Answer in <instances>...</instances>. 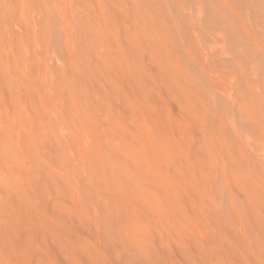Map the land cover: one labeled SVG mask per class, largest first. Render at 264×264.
I'll use <instances>...</instances> for the list:
<instances>
[{"label": "rangeland", "instance_id": "1", "mask_svg": "<svg viewBox=\"0 0 264 264\" xmlns=\"http://www.w3.org/2000/svg\"><path fill=\"white\" fill-rule=\"evenodd\" d=\"M65 1L64 0H28V3L27 1L25 4L22 3L24 5L23 6L21 4V0H3L5 5H7L6 6L7 12H5L6 11L5 10L3 14L4 19L0 9V54L1 52L5 54L4 55L5 58L7 59V61L10 62L7 63L10 66V68H12L13 71L15 70L14 67L16 66L17 70L18 71L20 70L19 73H22L20 74L18 83L15 81V79H13L14 77L12 72H9V78L7 77L6 74V77L8 80L10 79V82L7 81L6 82L7 84L5 83L6 85H2L0 87V107L2 109L7 108L8 110H11L13 109V106L15 104L14 102L22 100V103L30 111L29 114H31V119L29 120L30 122L27 123V124H31V126H27V127L24 126V128L23 126H17L15 129L16 132L14 130V134L11 133V140L14 138V141L12 140L13 142H11L12 145L11 149L12 151L14 150L13 151L14 153L11 151L10 154L11 156L8 154L6 155L5 159L7 158V161H9L8 165H12V167L15 166L16 170H14L12 174L10 170L8 171L9 175L11 176L13 175L12 177L11 176L8 177L7 173L5 175H7L8 179L10 180L11 179L13 180L16 176L21 175L22 177L21 179L24 178L23 182L24 180H26L24 182L26 187L24 189L26 191H29V193H32L31 196L35 195L36 197L34 198L38 197L37 199H35V201L39 203V205L43 204L44 200H46V202L50 200L51 203L55 199L54 202L57 203V209L55 211L56 218L52 219V221L51 219L50 220L45 219L39 212L35 213V211H31L30 214L31 218L29 217V220H27L24 217L20 225L15 224L17 222V218H12L10 220L5 216L6 219L4 218L2 220V224L4 222L5 229H7L6 231L10 235L9 237H13L12 234H15V232L18 231V235L15 236H18L19 239L12 240L15 241L13 243L14 248L13 245H11L12 243H10V240L12 238L9 239V242L8 239H6L5 247L7 248L10 247L9 249L12 248V252L13 251L14 252L11 254V251L8 252L9 249L5 247L4 249L1 248L4 251V254L7 252L6 254L8 257L5 256L4 254H2V256L0 255V264H264V251H262L263 250L262 247H264V231L262 230L261 227H258L260 225L255 221L254 219L255 216H253L254 213L251 207L250 206L247 207L248 204L243 203L246 200L245 197L243 196L244 195L243 191L239 188V186H236L233 183H227L225 185V182L221 176L220 177L218 176L216 185H218L217 190L221 189L225 191L224 197H221L224 193L217 194L216 192L215 194H212L211 198H208L205 194L206 196L205 198L204 194L201 191L199 193L198 192L196 193V191H194L195 196H191L192 197L191 199L197 196L196 197L197 203L194 201L195 205L191 206V204L189 205V203L187 204L186 202L187 206L185 208V211L187 210L186 211L187 213H184L185 211L183 212L184 209L182 207H181L182 208L181 212H178L177 216L174 213L175 217L176 218L178 217L175 223V225L177 226V228H175L176 230L172 229L171 231L169 229L170 232L168 230L166 232L164 230L152 229L150 232L151 234L149 233L148 242H146V245L148 247L145 246V243L143 242L142 245L144 246L141 245V248L131 243L127 236L128 231L126 227L129 225L128 220L130 221L131 217L134 218V216L131 215L130 219L126 218L125 216L120 217L116 213L117 207L115 208V204H116V202H114L116 201L115 198H119L121 197V195L123 196L122 190L117 188L115 184H113L114 182L111 180L108 172H105L103 173L102 176H99V178L103 177V180L100 179L99 181L97 180L93 181L92 185L90 183L92 181L88 180L89 174L91 172L95 173L99 169L95 165L91 167L92 164H90L91 166L87 168L89 162L92 163L91 160H93V157L91 159L89 155H91L93 151L95 153V148L93 147L94 145L93 132L91 131L89 134V130H86L85 127L81 126L82 120L81 119L79 120L80 117L78 116V114L81 113V111L82 112L85 110L88 112L90 111L89 115L91 116L90 118L93 119L94 123L93 121H91L89 125L91 124L92 129L96 127L99 128V130L97 128V132L98 134H100L103 142L105 140L106 135L108 136L109 134L110 136V126L107 115L108 104H111L112 107L114 106L113 110L115 109L117 112H119L118 114H121L120 116L125 120L124 124L129 126L127 127L125 125V127H127L128 130L130 129L129 132H133L135 130L138 131L140 136L139 135L137 137L135 136V141H134V143L137 145L140 144V142L141 143L145 142V137L143 138L142 135L145 136L147 134L149 127L155 133L154 135H157L158 138L161 139L163 142L165 141V138L168 139L166 140V142L168 141L171 142L172 144L174 143L173 139H176L177 143L179 141L182 142L183 138L187 140L190 139L195 149H198L199 144L203 139L201 137L206 136L205 139L208 138V133L210 134L211 137H215V135H218L219 138L222 137L224 139L225 137L226 140L228 141L236 139L237 135H239L238 138L241 139L244 148L251 156L253 162L256 163L255 168L257 172L261 174V177L264 182V132H263L264 123L260 124L264 120V114H263L264 113V107H263L264 106V101H263L264 100V74H263L264 53H262V51H260L259 48L260 46L264 45V0H245V1L243 0L241 1L240 0H220V1L219 0H158L157 1L156 0L157 2L155 0H138V1L136 0L137 5L141 4L138 6V8H141L142 13L145 12V14H143L145 16V19L146 20L151 19V22H153V25L158 29V31L160 30V32H163L164 30L165 34L163 33V35L167 36V39L168 37H171V39L169 38L170 39L169 43L172 42V45L177 49L176 53L179 56V61H181L179 63L182 64V69L183 71H185L184 74L187 75L189 73L190 76L189 75L188 76L190 77V79L189 77L188 79L195 86L197 84L196 89L199 87V92H201L202 95L203 94L205 95V97L204 95L203 97L205 99V102H207L206 104L207 106L205 107L203 112L197 116V118H191V121H189L188 125L186 124L187 120H185L187 119V116L181 112L182 109L180 107L181 104L178 96L176 98V94L174 95L173 93H171L166 87H162L160 93L156 91L153 92L154 90L150 91L151 87L148 85L149 83L148 79L144 74L143 77L142 75L143 72L139 70L138 63L136 62V60H134V58L132 59L133 62L131 60L128 61L129 66H127L128 68L126 69L128 74L124 75L125 76L124 79L122 76L121 79L123 82L122 87L124 89L122 87L117 89L113 86V84L108 79V76L106 75L105 71L99 67L100 62L98 57L91 55V60L93 61L94 66L90 67L89 69V63L92 65V61L88 62L89 59H87V50L84 48L82 44H80L81 43L80 31H79L80 28L77 26L76 21H74L72 17V12L75 13L76 10L75 11L73 9L71 10V8L68 6L67 9L63 8ZM152 1L154 4L152 3ZM127 2L129 4V7H132L133 0L131 1L127 0ZM237 7L238 9H236ZM21 8L24 9L23 12ZM64 9L66 11H64ZM10 10L12 14L10 13ZM153 11L155 12L154 15L152 13ZM63 12L65 13L66 16L63 14ZM9 13L11 15H9ZM74 13L73 15L76 16V13L75 14ZM65 17L67 18L68 21L65 19ZM234 22L237 23L234 24ZM250 22L252 23V26ZM65 25L67 26V28ZM243 27H246L244 28L245 31H243L244 30ZM240 28L241 30H239ZM246 29L249 30L250 34L246 33L247 34L246 35L245 33H243L246 32ZM166 31L169 33H167ZM255 32L256 35L254 36L253 34ZM243 34L246 35V37L247 36H249V38L251 37L252 40L251 39L248 40V37L246 39ZM146 36L148 37L147 42L151 44V40H149V36L148 35ZM186 38H189L188 41ZM13 40H15L16 42ZM21 40L23 42H21ZM10 42H12L11 45L16 49L15 48L13 49V47L10 45ZM187 42H190L189 49L191 53L192 51H194L195 53H197L198 51L197 56L199 54H200L199 56L202 55L201 58L199 56L198 57L200 58V60L203 58L201 60L202 62L203 61L206 62L204 63V65L200 63V65L198 66L197 63H195V61H193L189 57V54H187L188 52L184 49V47L188 46ZM126 43L127 42L125 41V44ZM184 44L186 46H184ZM194 44H195V49H193ZM20 45L23 46L20 47ZM26 45L29 47H27ZM180 45H182L183 47ZM257 48H259V50ZM26 49L27 50L30 49V50L27 52ZM21 50H24V52ZM224 52H226L227 55ZM11 53L13 55H11ZM14 53L15 54L17 53L16 56L18 57H15ZM25 53L27 54V57H25L26 56ZM81 53L83 54V58ZM7 54L9 55V57ZM22 54H24V56ZM231 55L233 56V58ZM261 55L262 57L260 58ZM149 57L150 54L147 55L146 52L140 56V59H142L141 64H143L141 68L145 72H147L148 70L149 72H154L155 69L157 70V65L153 60L151 62V57L150 59ZM29 59L32 61V62L30 61L31 64L30 62H28ZM79 59L82 64L85 63V66L84 64L83 65L80 64ZM84 59H86L87 61H85ZM212 59L214 60L213 63H212ZM20 60L23 64H21ZM209 61L211 62V64ZM27 62L28 64H25ZM153 63L155 64V66ZM245 63L247 66L245 65ZM24 64L27 66L25 67ZM76 65L77 67H75ZM251 65H254L253 66L254 68ZM22 66H24L25 68ZM28 66H30V68ZM96 66L99 67V70L98 67L97 69H95ZM1 68L2 66L0 64V72L2 71ZM23 69L25 71L27 70V72L24 71L25 77H24ZM30 69L32 71H30ZM43 69L45 71H43ZM86 69H88L89 72ZM80 70L81 72L82 70H84V72H82L83 74L80 73ZM257 70L258 73L255 72ZM41 71L43 73H41ZM136 71L137 73L136 75H134ZM52 72H54V74ZM26 73L29 75L27 76ZM87 73H89V75ZM1 74L2 73H0V79L3 76V75L1 76ZM92 74L93 77L91 78ZM49 75L50 76L53 75V76L50 78ZM126 75L128 76L126 77ZM59 76L60 78L58 79ZM88 78H91L92 83H90L91 80L88 81ZM11 79L13 80V82L11 81ZM86 80L89 86L85 82ZM134 80H136L135 83ZM139 81L141 82V85ZM245 81H247L248 84ZM58 82H60L61 84ZM142 83L147 84L146 89H143L144 92L140 89L141 86H143ZM16 85L19 87L20 92L22 91L21 96H17L12 92V87H15ZM97 86L99 87L98 89ZM49 89L50 91H47ZM103 89L104 91L101 92ZM110 91L111 94L106 93V92L110 93ZM95 92L96 93L98 92V95L95 94ZM101 94L105 97V99ZM89 96H91L92 101L90 100L91 98ZM96 96H98V98ZM160 97L161 98L163 97V100H158L160 99ZM77 98L80 101L76 100ZM256 98H258V100L255 102ZM97 100L100 101L102 105L101 104L99 105V102ZM77 101H78V105H77ZM243 101L247 103L249 102V104H247L248 108H246V110L244 111H242L241 109V105H242L241 102ZM86 102H88V105L86 104ZM91 102L93 103L94 106L91 105ZM41 103H43V105ZM251 105H253L254 107L253 106L251 107ZM46 106L48 110L50 108L49 112ZM79 106L81 107V109ZM135 106L137 107L135 108ZM40 109L43 112H40ZM72 109L74 110L73 112L74 114L71 113ZM76 110L80 112L77 113ZM239 110H241L242 112ZM32 112L33 114L34 112L35 114L36 113L42 114L43 119L39 120V118H37L36 116L34 120V117L32 116L33 115ZM139 112H143L147 120L150 122L149 123L150 126L149 125L146 126L144 130L142 129V126L139 127L140 126V120L138 115ZM137 115L138 118L135 117ZM152 116H154V118L156 119H154ZM71 119L73 121H71ZM156 120H157V124H156ZM169 122L172 125H170ZM48 123L51 126H49ZM258 123L261 126H259ZM104 125L105 127L106 126L107 127L105 128ZM220 126L222 127V129L224 128L223 131L220 128ZM82 127L84 132L83 130H80V128L82 129ZM118 128L120 127L118 126ZM161 128L163 129V131L161 130ZM186 128H188V130H186ZM158 130H160V132ZM123 131L125 132V136H130L129 132L127 133L125 130ZM220 131L222 133H220ZM30 132H32L33 135ZM215 132H218V134ZM1 133L3 134V131ZM25 133L26 134L28 133L27 136ZM160 133L162 134L160 135ZM163 135L165 136L163 137ZM34 137H36L35 138L36 140L34 139ZM30 139L31 140L34 139V140L31 141ZM27 141L31 142V143L29 142L30 145ZM84 141L87 143L85 144ZM17 142H19V144ZM37 142H39L40 144L38 145ZM79 142L81 143V145L79 144ZM88 142L90 143L89 145H87ZM84 144L85 147H87L85 149L83 148ZM88 149H91V151L93 149L94 150L90 152V150ZM82 150L84 152H82ZM106 150L107 149L104 147V149H102L101 152V155L103 156L101 162L102 168L109 165V163L106 162V159L108 160L106 156L107 155ZM25 154L27 155V157L24 156ZM58 155H60L63 158L64 162L66 161V165L64 162H63L64 164L59 163L60 161L58 160ZM83 155L84 156L86 155V158L83 157ZM31 156L32 158L30 159ZM92 156H94V154H92ZM35 157L37 158L35 159ZM88 157H90V159ZM251 158L249 157V159ZM70 159H72V161ZM16 161H18V163ZM51 162H53L52 164L55 168L57 176L58 175L60 176L59 179L62 178L59 181V184L62 186H60L58 190L53 189L54 187L53 184L51 183V181L50 182L48 181L47 183L48 188L46 191L44 190V185H43L44 181H42V179L45 178L44 177L46 176L45 171L48 170V167L46 168V166H48V164L51 165ZM249 163L250 166H252L253 164L252 161L249 160ZM18 164L20 165V167ZM22 164H24V166ZM63 165L67 166V169L66 167L64 168ZM39 166L40 168L38 169ZM17 167L18 169L25 168V170L27 168L28 175L24 176L25 174H19L21 171L18 170ZM63 168L64 170L65 169L66 170L64 171ZM59 169H61L63 173L59 171ZM91 169L93 171H91ZM216 169L219 170V175H220V170L222 171L220 163L218 164V166H216ZM148 170L149 168H147V171ZM57 171H59L60 173ZM99 172L100 171L96 173L99 174ZM63 174L67 176V178L69 177L68 179L70 180V182L71 181L72 182L70 183L69 180H67ZM71 175L74 180L71 178ZM152 175L154 174L150 173L151 180L148 179L146 183V187L150 188L151 190H154L155 192L157 191V194L159 196L161 197L164 196L166 199L167 193L165 192L169 190L167 189L168 186L166 188L167 183L165 181L164 183L162 180H159L158 178L157 181L159 182L161 181L160 183L154 181L156 178L154 177L153 179ZM29 176L30 177L32 176V179L31 178L29 179ZM33 177L34 179L38 177V180L36 181L33 180ZM84 177H86L88 183ZM103 182L105 184H103ZM243 182L246 183L244 179ZM162 183L165 185H163ZM172 184H171L172 188L170 187L171 190H173L174 187L175 188L177 187L174 181ZM229 184L232 185L233 187L232 188L233 193H231L230 191L231 186ZM65 185L67 188H69L70 185V188L65 189ZM95 185L98 186L96 187ZM228 185L230 188H228ZM86 186L87 188H89V190L86 189ZM72 189L75 194V198L71 196L72 191L70 190ZM120 192H122V194H120ZM194 192H191V194ZM41 194L44 195L42 196ZM177 195L178 194H175L174 196L178 198ZM201 195L203 197L202 201L200 200ZM78 197L80 198V200ZM175 197L174 199H177ZM242 198H243V202H242ZM193 200H195V198ZM203 200H205L210 204L209 205L210 209H207L206 206L202 203ZM216 201L217 204H215ZM165 202H167V199ZM194 202L192 201L191 203L194 204ZM213 202L214 205L220 207V210L219 208H215L217 206H214L212 204ZM70 205H71V209H70ZM60 206L62 207L61 209ZM75 206H77L76 207L77 209L74 208ZM63 208L64 210L66 208L67 211L65 210L66 212H63L64 211ZM232 208L234 210H232ZM237 210L240 212H238ZM232 211H234L235 214ZM61 212L62 214H64V217L63 215H60ZM236 213L238 214V216ZM234 215L236 216V218H238L239 222ZM218 216L221 220L225 221L226 225H222V226L217 225ZM38 217L40 218L38 219ZM60 217L63 218V220ZM241 218L242 220H240ZM131 221L129 223H131ZM124 224L126 225V227ZM131 225H134V223L132 222ZM44 227H46L47 229ZM183 227L185 228V230L184 232L183 231L181 232L184 233V235L183 234L180 235L181 232H179L177 229L179 228V230H183L184 229ZM213 227L215 230L213 229ZM221 227L224 230L227 229L226 230L227 232L229 233L231 232L232 234L231 236L233 237L230 236V238L232 239V241L235 240L233 238L237 237V239L243 240L245 245L249 246L251 251L249 250L245 254H247V256L250 258H244L243 256L242 258L240 253L239 252L236 253V251L235 252L232 251L230 253L228 252L227 253L228 255L224 256L225 254H223L222 248L220 247V245H218L217 242L218 239L220 238L219 233H221L222 230ZM229 228L231 229L230 231ZM34 229H36V231ZM238 229H240V232H242V230L244 232L240 233ZM47 231H49V234ZM53 232L55 233V235L53 234ZM59 235H61V237H59ZM241 235L242 236L244 235V237L241 238ZM71 238L73 239V241ZM57 240L59 243L57 242ZM61 240H63L64 244L61 243L62 242ZM77 240L78 242H76ZM232 241H230V245H232L231 244ZM229 247L230 246H228V248ZM47 249H50V251H48ZM46 250L51 255L49 254L47 255ZM199 251L200 253H198ZM251 253L256 254L257 257L255 255L253 256V254Z\"/></svg>", "mask_w": 264, "mask_h": 264}, {"label": "bare ground", "instance_id": "2", "mask_svg": "<svg viewBox=\"0 0 264 264\" xmlns=\"http://www.w3.org/2000/svg\"><path fill=\"white\" fill-rule=\"evenodd\" d=\"M28 3V0H21V4L22 3ZM65 1V0H64ZM67 1V2H66ZM64 2V6L63 8L67 9V6L71 8V10L73 9L76 13V16L73 15L74 12H72V17L73 20L76 21L77 26L80 28V44H82L84 46V48L87 50V59L88 62H91V55H94L95 57L99 58V67L101 69H103L106 73V75L108 76V79L110 80V82L113 84V86L115 88H121L122 87V76L124 79V75L128 74L127 73V66L128 65V61L134 58V60H136V62L138 63V68L140 71H142V75H146L147 79H148V85L151 87L150 91L154 90L153 92H159L162 87H166L171 93H173L174 95L176 94V98L178 96V98L180 99V104H181V112L187 116V120L186 124L188 125L189 121H191V118H197V116L199 114H201L203 112V110L205 109V107L207 106V102H205V95L203 97L202 93L199 92V87L196 89V86L189 80L190 79V75L189 73L187 75H185V71H183L182 69V64H180L179 62V56L176 53L177 49L172 45V42H170L171 37L163 35V33L165 34L163 28V32H160V30L158 31V29L153 25V22H151L150 20H146L145 16L141 12V8H138L139 5H137L136 0H133V4L132 7H129V4L127 2V0H66ZM69 1V2H68ZM131 1V0H128ZM138 1V0H137ZM156 1V0H155ZM158 1V0H157ZM156 1V2H157ZM220 1V0H219ZM241 1V0H240ZM245 1V0H243ZM155 2V3H156ZM63 3V2H61ZM153 3V1H152ZM232 3V2H231ZM59 4V3H58ZM131 4V3H130ZM154 4V3H153ZM248 4V2H247ZM2 5V6H1ZM23 5V4H22ZM21 5V6H22ZM157 5V4H156ZM5 3L3 2V0H0V9H1V13L2 15L4 14V11L7 12ZM24 6V5H23ZM30 6V5H29ZM74 6V7H73ZM143 6V5H142ZM154 6V5H153ZM162 6V4H161ZM9 7V6H8ZM141 7V6H140ZM149 7V6H148ZM152 7V4H151ZM156 7V6H155ZM223 7V6H222ZM236 7V6H235ZM11 8V7H10ZM59 8V7H58ZM150 8V7H149ZM162 8V7H161ZM251 8V7H250ZM22 12L24 11L23 8ZM64 9V11H66ZM143 9V7H142ZM157 9V8H156ZM165 9V8H164ZM238 9V7L236 8ZM261 9V8H260ZM13 10V9H12ZM45 10V8H44ZM59 10V9H58ZM61 10V9H60ZM63 10V9H62ZM152 10V8H151ZM227 10V9H226ZM47 11V10H46ZM49 11V10H48ZM201 11V10H200ZM9 12V11H8ZM135 12V13H134ZM246 12V11H245ZM10 13L12 14L11 10ZM9 13V15H11ZM61 13V12H59ZM74 13V14H75ZM148 13V12H147ZM154 15V11L152 12ZM255 13V12H254ZM49 14V12H48ZM47 14V15H48ZM63 14L65 15V13L63 12ZM68 14V13H67ZM151 14V13H150ZM252 14V13H251ZM46 15V16H47ZM148 15V14H147ZM157 15V14H156ZM248 15V13H247ZM15 16V15H14ZM13 16V17H14ZM45 16V15H44ZM66 16V15H65ZM246 17V16H245ZM258 17V16H257ZM71 18V17H70ZM69 18V19H70ZM147 18V16H146ZM149 18V16H148ZM163 18V16H162ZM165 18V16H164ZM236 18V16H235ZM3 19H4V15H3ZM25 19V18H24ZM65 19L67 20V18L65 17ZM27 20V19H26ZM167 20V19H166ZM237 20V19H236ZM246 20V19H245ZM249 20V19H248ZM68 21V20H67ZM169 21V20H168ZM173 21V20H172ZM258 21V19H257ZM29 22V21H28ZM166 22V21H165ZM238 22V21H237ZM237 22H234L237 23ZM249 22V21H248ZM262 22V21H261ZM161 23V22H160ZM251 23V22H250ZM25 24V23H24ZM65 24V23H64ZM74 24V22H73ZM75 24V26H76ZM248 24V23H247ZM246 24V26H247ZM258 24V23H257ZM157 25V24H156ZM66 26V25H65ZM243 26V25H242ZM240 26V27H242ZM252 26V23H251ZM73 27V26H72ZM163 27V26H162ZM173 27V26H172ZM171 27V28H172ZM67 28V26H66ZM77 28V29H79ZM160 28V27H159ZM174 28V27H173ZM238 28V27H237ZM246 27H243V29ZM75 29V28H74ZM167 29V28H166ZM261 29V28H260ZM193 30V29H192ZM229 30V29H228ZM241 30V28L239 29ZM254 30V29H253ZM245 31V29L243 30ZM258 31V30H256ZM167 32V31H166ZM169 33V32H167ZM185 33V30H184ZM183 33V34H184ZM231 33V32H229ZM243 33H247L250 34L249 30L246 29V32ZM246 34V35H247ZM69 35V34H68ZM149 36V40H151V44H149L147 42L148 37ZM238 35V34H237ZM244 35V34H243ZM245 38L248 40L251 39V37L249 38V36H247ZM254 36L256 35V32L253 34ZM24 36V34H23ZM169 36V35H168ZM180 36V35H179ZM183 36V35H182ZM187 36V34H186ZM193 36V35H192ZM253 36V37H254ZM259 36V35H258ZM66 37V36H65ZM64 37V38H65ZM147 37V38H146ZM70 38V37H69ZM170 38V39H169ZM175 38V37H174ZM258 38V37H257ZM260 38V37H259ZM16 39V38H15ZM19 39V38H18ZM17 39V41H18ZM22 39V38H21ZM68 39V38H67ZM187 41L189 38H186ZM255 39V38H253ZM12 40V39H11ZM25 40V38H24ZM69 40V39H68ZM78 40V39H77ZM127 42L125 44V41ZM169 40V41H168ZM242 40V39H240ZM252 40V39H251ZM258 40V39H257ZM15 41V40H13ZM124 41V42H123ZM172 41V40H171ZM174 41V40H173ZM185 41V38H184ZM16 42V41H15ZM21 42H23L21 40ZM28 42V41H27ZM31 42V41H30ZM70 42V41H69ZM68 42V43H69ZM73 42V41H72ZM191 42V40H190ZM190 42H187L186 46L184 44V49L188 52L187 54H189V57L195 61V63H197V65L199 66L200 63H202V65H204V63L206 62H202L200 58L201 56H197V53H195L194 51H192V53L190 52ZM250 42V41H249ZM195 43V42H194ZM253 43V42H252ZM259 43V42H258ZM12 44V42H10V45ZM22 44V43H21ZM70 44V43H69ZM19 45V43H18ZM25 45V44H24ZM177 45V44H176ZM250 45V44H249ZM255 45V44H253ZM12 46V45H11ZM23 46V45H22ZM20 45V47H22ZM27 46V45H26ZM179 46V45H178ZM182 46V45H180ZM257 46V45H256ZM13 47V46H12ZM10 47V48H12ZM29 47V46H27ZM26 47V48H27ZM67 47V46H66ZM183 47V46H182ZM195 49V44L193 46ZM198 47V46H197ZM2 48V47H1ZM15 47H13L14 49ZM68 48V47H67ZM247 48V47H246ZM250 48V47H248ZM260 51H262V53H264V45L260 46ZM259 48H257L259 50ZM16 49V48H15ZM18 49V48H17ZM25 49V46H24ZM28 49V48H27ZM26 49V50H27ZM70 49V48H69ZM183 49V50H184ZM30 50V49H29ZM27 50V52L29 51ZM226 50V49H224ZM240 50V48H239ZM2 51V50H1ZM18 51V50H16ZM24 52V50H21ZM68 51V50H67ZM73 51V50H72ZM71 51V52H72ZM181 51V50H180ZM242 51V49H241ZM11 52V50H10ZM34 52V51H32ZM70 52V51H69ZM78 52V50H77ZM146 52L147 55L150 54L151 57V62L152 60L156 63L157 65V70L154 72H149V70L147 72L143 71V69L141 68L143 66L142 63V59H140V56L142 54H144ZM149 54H148V53ZM223 52V51H222ZM227 52V51H226ZM226 52H224L226 54ZM183 53V51H182ZM10 54V53H8ZM7 54V55H8ZM15 54V53H14ZM26 54V53H25ZM80 54V53H79ZM82 54V53H81ZM137 54V55H136ZM229 54V53H228ZM236 54V53H235ZM245 54V53H244ZM250 54V52H249ZM254 54V53H253ZM5 54H3V52H1L0 54V64L2 66V71L0 73L2 78L0 79V87L2 85H6L7 81L10 82V79L8 80L7 77L9 78V72L13 73V79H15V81L18 83L19 82V78H20V74L19 71L17 70V67H14V71L12 70V68H10V66L8 65V63H10L9 61H7V59L4 56ZM11 55H13L11 53ZM17 53L15 54V57ZM19 55V53H18ZM24 56V54H22ZM184 55V54H182ZM181 55V56H182ZM208 55V53H207ZM206 55V56H207ZM227 55V54H226ZM257 55V54H255ZM232 56V55H231ZM242 56V55H241ZM9 57V55H8ZM14 57V56H13ZM27 57V54L26 56ZM149 57V59H150ZM209 57V55H208ZM262 57V55L260 56V58ZM11 58V56H10ZM22 58V57H21ZM82 58H83V54H82ZM212 58V57H211ZM233 58V56H232ZM15 59V58H14ZM18 59V58H17ZM20 59V58H19ZM32 59V58H31ZM77 59V58H76ZM81 59V58H80ZM79 59V62H80ZM148 59V58H147ZM10 60V59H9ZM27 60V58H26ZM24 60V61H26ZM85 61H87L86 59H84ZM83 60V62H84ZM206 60V58H205ZM210 60V59H209ZM232 60V59H231ZM244 60V59H243ZM31 60L29 59L28 62H30ZM76 61V60H74ZM149 61V60H147ZM201 61V62H200ZM213 59H212V63H213ZM235 61V60H234ZM8 62V63H7ZM16 62V61H15ZM19 62V61H18ZM21 62V60H20ZM25 63V64H28ZM32 62V61H31ZM30 62V64H31ZM133 62V61H132ZM135 62V63H136ZM210 62V61H209ZM238 62V61H237ZM95 63V61H94ZM21 64H23L21 62ZM24 66L26 67L27 65ZM80 64H82L80 62ZM85 66V63H83ZM82 64V65H83ZM154 64V63H153ZM208 64V63H207ZM211 64V62H210ZM16 65V64H14ZM98 65V63H97ZM133 65V64H132ZM246 65V63H245ZM263 65V64H262ZM261 65V66H262ZM22 66V67H24ZM83 66V67H84ZM94 66L93 61H92V65L89 63V69L90 67ZM155 66V64H154ZM247 66V65H246ZM252 67L254 65H251ZM250 66V67H251ZM259 66V65H258ZM24 67V68H25ZM30 68V66H28ZM77 67V65L75 66ZM98 66H96L95 69H97ZM98 67V70H99ZM28 68V71H29ZM215 68V67H214ZM254 68V67H253ZM11 71H10V70ZM21 69V66H20ZM47 69V67H46ZM94 69V67H93ZM91 69V70H93ZM130 69V68H129ZM134 69V67H133ZM206 69V68H204ZM247 69V68H246ZM262 69V68H261ZM88 71V69H86ZM22 71V70H21ZM25 70L23 69V72ZM30 71H32L30 69ZM43 71H45L43 69ZM53 71V70H52ZM76 71V70H75ZM129 71V70H128ZM131 71V70H130ZM262 71V70H261ZM27 72V70L25 71ZM25 72H24V77H25ZM51 72V69H50ZM82 72H84V70H82ZM80 70V73H82ZM89 72V71H88ZM241 72V71H240ZM253 72V71H252ZM258 73V70L255 71ZM41 73H43L41 71ZM54 74V72H52ZM134 73V72H133ZM137 71L135 72L134 75H136ZM141 73V72H140ZM187 73V72H186ZM206 73V72H205ZM244 73V72H243ZM255 73V74H257ZM7 74V77H6ZM27 74V73H26ZM31 74V73H30ZM47 74V73H46ZM50 74V73H49ZM83 74V73H82ZM81 74V75H82ZM89 75V73H87ZM264 74V73H263ZM12 75V74H11ZM29 74H27L28 76ZM63 75V73H62ZM79 75V74H78ZM80 75V76H81ZM143 75V77H144ZM189 75V76H188ZM50 76V75H49ZM53 75L50 76V78ZM56 76V75H54ZM128 75H126L127 77ZM206 76V75H205ZM254 76V75H253ZM90 77V76H89ZM93 77V74L91 76V78ZM189 77V79H188ZM11 78V77H10ZM47 78V77H45ZM60 78V76L58 77V79ZM69 78V77H68ZM76 78V77H75ZM85 78V76H84ZM91 78H88V81L91 80ZM131 78V77H130ZM54 79V78H53ZM256 79V78H255ZM6 80V81H5ZM44 80V79H43ZM57 80V79H56ZM85 80V79H84ZM94 80V79H93ZM249 80V79H248ZM247 80V81H248ZM11 81L13 82V80L11 79ZM128 81V79H127ZM136 80H134L135 83ZM247 81H245L247 83ZM255 81V80H254ZM253 81V82H254ZM15 82V83H16ZM87 83V80L85 81ZM140 82V81H139ZM213 82V81H212ZM249 82V81H248ZM6 83V84H5ZM51 83V82H49ZM60 83V82H58ZM92 83V80L91 82ZM197 83V82H196ZM44 84V83H42ZM46 84V83H45ZM61 84V83H60ZM88 84V83H87ZM86 84V85H87ZM103 84V83H102ZM108 84V83H107ZM128 84V83H127ZM138 84V83H136ZM143 84V83H142ZM248 84V83H247ZM256 84V83H255ZM18 85V84H17ZM12 87V92L13 94L17 95V96H21V92L18 86ZM141 85V82H140ZM139 85V87H140ZM146 85L147 84H143V86H141V90L144 92L143 89H146ZM253 85V84H252ZM89 86V84H88ZM100 86V85H99ZM104 86V85H103ZM136 86V85H135ZM43 87V86H42ZM70 87V86H69ZM83 87V86H82ZM109 87V86H108ZM133 87V86H132ZM253 87V86H252ZM251 87V88H252ZM45 88V86H44ZM53 88V87H52ZM92 88V86H91ZM99 87L97 86V89ZM123 88V87H122ZM124 89V88H123ZM47 91H50L47 90ZM88 91V88H87ZM92 91V89H91ZM96 91V90H95ZM100 91V89H99ZM104 89L101 91L103 92ZM114 91V89H113ZM124 91V90H123ZM128 91V89H127ZM201 91V90H200ZM263 91V90H261ZM11 92V93H12ZM45 92V90H44ZM42 92V93H44ZM100 92V93H101ZM116 92V91H115ZM130 92V91H129ZM248 92V91H247ZM259 92V90H258ZM26 93V92H24ZM41 93V92H40ZM77 93V92H76ZM81 93V92H80ZM107 94H111L106 92ZM163 93V92H162ZM92 94V93H91ZM95 94L98 95V92ZM115 94V93H114ZM118 94V93H117ZM211 94V93H210ZM255 94V93H254ZM257 94V93H256ZM26 95V94H23ZM43 95V94H42ZM45 95V94H44ZM102 95V94H101ZM105 95V93H104ZM140 95V94H139ZM249 95V94H248ZM253 95V94H252ZM30 96V95H28ZM79 96V95H78ZM100 96V94H99ZM103 96V95H102ZM153 96V95H152ZM258 96V95H257ZM42 97V96H41ZM40 97V98H41ZM91 98V96H89ZM88 97V98H89ZM94 97V96H93ZM98 98V96H96ZM108 97V96H107ZM110 97V96H109ZM120 97V96H119ZM173 97V95H172ZM27 98V96H26ZM75 98V97H74ZM89 98V99H90ZM100 98V97H99ZM103 98L105 99V97L103 96ZM126 98V97H125ZM156 98V96H155ZM260 98V97H259ZM81 99V98H80ZM208 99V98H206ZM244 99V98H243ZM252 99V98H251ZM42 100V99H41ZM76 100H79L78 98ZM86 100V99H85ZM92 101V98L90 99ZM109 100V99H108ZM158 100H163V97ZM258 100V98H256L255 102ZM260 100V99H259ZM29 101V100H28ZM33 101V100H32ZM45 101V100H44ZM43 101V102H44ZM75 101V100H74ZM80 101V100H79ZM83 101V100H82ZM98 101V100H97ZM102 101V100H101ZM207 101V100H206ZM245 101V100H244ZM241 102V109L242 111L246 110V108H248L249 102ZM247 101V100H246ZM262 101V100H261ZM264 101V100H263ZM40 102V100H39ZM42 102V101H41ZM76 102V101H75ZM99 105L101 104L100 101ZM141 102V101H140ZM179 102V101H178ZM254 102V101H253ZM254 102V103H255ZM14 106L13 109L8 110L7 108L2 109L0 107V249L5 247V243H6V239L10 240V243H12L11 245H13V243L15 241H12L14 239H19L18 236V231L15 232V234H11L13 235V237H9V233L6 231L7 229H5V224L3 222L2 224V220L5 218V216L7 218H9L10 220L12 218H17V222L15 223L16 225H20L21 222L23 221L24 217L29 220L31 211H35L39 212L45 219L52 221V219L56 218V209H57V203L52 201L50 203V200L48 202H46V200H44V203L39 205V203H37L35 201L34 198L36 197L31 196L32 193H29V191H26L24 188L26 187V185L24 184V182L26 180L21 179V175L16 176L13 180L8 179V177H10L11 175H9L8 171L10 170L11 174L12 172H14V170H16V167L12 165H8L9 161H7V158L5 159L6 155H10L11 151H12V145L11 142L14 141V138L11 140V133L14 134V130L16 129L17 126H31V124H27L29 123L30 119H31V114L30 111L27 109V107L22 103V100L14 102ZM26 103V101H25ZM74 103V102H73ZM83 103V102H82ZM105 103V102H104ZM252 103V102H251ZM262 103V102H261ZM260 103V104H261ZM43 105V103H41ZM45 104V103H44ZM80 104V103H79ZM86 104L88 105V102H86ZM33 105V104H32ZM77 105H78V101H77ZM91 105H93V103L91 102ZM98 105V106H99ZM102 105V104H101ZM105 105V104H104ZM240 105V104H239ZM238 105V106H239ZM263 105V104H262ZM30 106V105H29ZM35 106V105H34ZM41 106V105H40ZM94 106V105H93ZM253 105H251L252 107ZM80 107V106H79ZM82 107V105H81ZM80 107V109H81ZM88 107V106H87ZM114 107V106H113ZM113 107L111 104H108V122H109V126H110V136L108 134V136L106 135L105 140L103 142L100 134H98L97 132V128H91V124L89 125V123H91V121H93L92 118H90L91 116L89 115L90 111H81V113H79L77 110L76 112L79 113L78 116L80 117L79 120H82V125L83 127H85L86 130H89V134L92 131L93 132V138H94V145L93 147L95 148V153H94V149L92 150L94 154V156L89 155L93 160L92 163L89 162V165H87V168L93 167V165H95L96 167H98V171L91 172L89 174V181L91 185L93 183V181H99L100 179L103 180V177L99 178V176H102L103 173L108 172L110 175L111 180L114 182H112L113 184H115V186L119 189L122 190L123 192V196L121 195V197L119 198H115L116 204H115V208H116V213L118 216L122 217L125 216L126 218L130 219V216L133 215L134 218L131 217V223L133 222L134 225H131V223H129L130 221L128 220V226L126 227L127 231H128V239L131 243H133L134 245H137L139 248H141L142 242L145 243L148 242V238H149V233L151 232L152 229H159V230H164L167 232V230L169 231V229L172 231V229L177 228V226L175 225L176 223V218L175 214L177 216L178 212H181L182 208L184 209L183 212L185 211V208L187 206V204L189 203V205L191 204V206L195 205L196 201V197L195 200L191 199V196H195V192H202L204 194V197L206 198V196L208 198L212 197V194H215L217 192V194H222L225 191L218 189L217 190V178L218 176L222 177V179L225 182V185L227 183H233L236 186H239V188L243 191L244 193V197H245V201L243 202V198H242V202L245 204H248V206L251 207L252 211H253V216H255V221L260 225L258 227H261L262 230L264 231V182L263 179L261 177V174H259V172H257L255 165L256 163L253 162L251 156L248 154V152L246 151V149L243 146V142L241 141V139H239V135H237L236 139H233L231 141L226 140V138L224 137V139L221 137L219 138L218 135H215V137H211L210 134L208 133V138L205 139V137H201L203 138L202 141L199 144L198 149H195V147L192 145L190 139H184L181 141H179L177 143L176 139L174 140V143L172 144L171 142H163L161 139L158 138L157 135H154L155 133L151 130V128L149 127L147 134L143 136V138L145 137V142H140V146H138L137 144L134 143L135 141V136L137 137L139 135L138 131L135 130L133 132H129L128 128L129 126H127L125 123V120L120 116L121 114H118L119 112H117L115 109L113 110ZM137 106H135L136 108ZM220 107V106H219ZM254 107V106H253ZM264 107V106H263ZM43 108V107H42ZM47 108V106H46ZM104 108V107H103ZM102 108V109H103ZM133 108V105H132ZM250 108V106H249ZM31 109V108H30ZM34 109V108H33ZM74 109V107H73ZM72 109L71 113L74 114V110ZM76 109V108H75ZM89 109V108H88ZM94 109V108H93ZM138 109V108H137ZM256 109V107H255ZM43 110V109H42ZM45 110V109H44ZM48 110V108H47ZM46 110V112H47ZM50 110V108H49ZM48 110V112H49ZM134 110V109H133ZM139 110V109H138ZM253 110V109H252ZM29 111V112H28ZM32 111V110H31ZM38 111V110H37ZM92 111V109H91ZM114 111V112H113ZM130 111V110H129ZM241 111V110H239ZM241 111V112H242ZM257 111V110H256ZM263 111V110H262ZM261 111V112H262ZM36 112V111H35ZM33 114L32 112V116L34 117V120L37 116V118H39V120L43 119L42 114L40 113H36ZM40 112L41 111L40 109ZM96 112V111H95ZM248 112V111H246ZM260 112V111H259ZM93 113V112H92ZM146 113V112H145ZM105 114V111H104ZM133 114V113H132ZM135 114V113H134ZM248 114V113H246ZM254 114V113H253ZM264 114V113H263ZM48 115V114H47ZM92 115V114H91ZM123 115V114H122ZM136 115V114H135ZM139 120H140V126H142V129L144 130L146 126L149 125V121L147 120L145 114L143 112H139ZM138 115L135 116L138 118ZM74 116V115H73ZM104 116V115H103ZM126 116V115H125ZM201 116V115H200ZM216 116V115H215ZM218 116V115H217ZM124 117V116H123ZM154 118V116H152ZM262 117V115H261ZM75 118V117H73ZM99 118V117H98ZM97 118V119H98ZM260 118V117H259ZM92 119V120H90ZM156 119V118H154ZM165 119V118H164ZM168 119V118H167ZM252 119V118H251ZM263 119V118H262ZM47 120V118H46ZM52 120V119H51ZM96 120V119H95ZM193 120V119H192ZM71 121H73L71 119ZM97 121V120H96ZM38 122V119H37ZM50 122V121H48ZM80 122V121H79ZM98 122V121H97ZM160 122V121H159ZM163 122V121H162ZM260 122V120H259ZM54 123V121H53ZM52 123V124H53ZM94 123V121H93ZM137 123V122H136ZM264 120L262 121L263 124ZM36 124V123H35ZM51 124V123H50ZM97 124V123H96ZM156 124H157V120H156ZM163 124V123H162ZM170 124V122H169ZM49 125V123H48ZM54 125V124H53ZM79 125V123H78ZM102 125V124H100ZM125 125L127 127H125ZM172 125V124H170ZM259 125V123H258ZM46 126V125H45ZM51 126V125H49ZM118 126L120 128H118ZM150 126V125H149ZM168 126V125H167ZM261 126V125H259ZM264 126V124H263ZM44 127V126H43ZM78 127V126H77ZM80 128V130H83ZM105 127V125H104ZM103 127V128H104ZM107 127V126H106ZM105 127V128H106ZM124 127V128H123ZM144 127V128H143ZM219 127V126H218ZM22 128V130H23ZM45 128V127H44ZM49 128V127H48ZM118 128V129H117ZM168 128V127H167ZM220 128L222 129V127L220 126ZM39 129V128H38ZM47 129V128H46ZM125 130L127 133H130V136H125V132L123 130ZM141 129V128H140ZM169 129V128H168ZM21 130V131H22ZM26 130V129H25ZM51 130V129H48ZM78 130V129H77ZM99 130V128H98ZM108 130V129H107ZM134 130V129H133ZM139 130V129H138ZM142 130V131H143ZM161 130L163 131V129L161 128ZM174 130V129H173ZM185 130V129H184ZM186 130H188V128H186ZM224 130V128L222 129V131ZM3 131V134L1 133ZM31 131V130H30ZM33 131V129H32ZM160 132V130H158ZM156 131V132H158ZM16 132V130H15ZM20 132V131H19ZM23 132V131H22ZM40 132V131H39ZM84 132V130H83ZM144 132V131H143ZM214 132V131H213ZM219 132V129H218ZM218 132H215L218 134ZM263 132H264V128H263ZM29 133V132H28ZM27 133V134H28ZM32 135L33 133L30 132ZM36 133V132H35ZM52 133V132H50ZM80 133V131H79ZM82 133V132H81ZM106 133V132H105ZM142 133V132H141ZM145 133V132H144ZM143 133V134H144ZM164 133V132H163ZM213 133V134H215ZM220 133H222L220 131ZM224 133V132H223ZM26 134V133H25ZM26 134V136H27ZM83 134V133H82ZM162 133H160L161 135ZM212 134V135H213ZM24 135V134H23ZM41 135V133H40ZM86 135V134H85ZM104 135V133H103ZM207 135V134H206ZM221 135V134H220ZM45 136V135H44ZM140 136V135H139ZM165 135H163L164 137ZM174 136V134H173ZM210 136V137H209ZM225 136V135H223ZM22 137V135H21ZM39 137V136H38ZM42 137V136H41ZM185 137V136H184ZM27 138V137H26ZM33 138V137H32ZM36 137H34L35 139ZM40 138V137H39ZM34 139H30L31 141H33ZM142 139V138H141ZM181 139V138H180ZM24 140V139H23ZM36 140V139H35ZM49 140V139H48ZM176 141V142H175ZM28 142V141H27ZM30 142V141H29ZM28 142V143H29ZM85 142V141H84ZM93 142V140H92ZM19 144V142H17ZM31 143V142H30ZM29 143V145H30ZM34 143V142H33ZM38 145L40 144L39 142H37ZM57 143V142H56ZM87 142H85L86 144ZM22 144V142H21ZM27 144V143H26ZM36 144V143H35ZM50 144V142H49ZM79 144L81 145V143L79 142ZM85 144L83 146V148H87L85 147ZM90 143L88 142L87 145H89ZM60 145V144H59ZM52 146V145H51ZM35 147V146H34ZM46 147V145H45ZM104 147L107 149V158L106 162L109 163V165L105 166L102 168L101 166V162L103 159V156L101 155L102 149H104ZM38 148V147H37ZM56 148V147H55ZM54 148V149H55ZM62 148V147H61ZM81 148V147H80ZM25 149V148H24ZM53 149V150H54ZM92 149V147H91ZM91 149H88L91 151ZM18 150V149H17ZM43 150V149H42ZM64 150V149H63ZM14 151V150H13ZM12 151V152H13ZM52 152V151H50ZM82 152H84L82 150ZM87 152V151H85ZM89 152V153H90ZM14 153V152H13ZM49 153V152H48ZM55 153V152H54ZM33 154V153H32ZM38 154V153H37ZM52 154V153H51ZM83 154V153H82ZM86 154V153H84ZM105 154V153H104ZM15 155V154H14ZM11 156V155H10ZM23 156V154H22ZM25 157H27V155H24ZM35 156V155H33ZM105 156V155H104ZM83 157L86 158V155ZM82 157V158H83ZM90 157H88L90 159ZM249 157L251 159H249ZM16 158V157H15ZM32 158V156L30 157V159ZM37 157H35L36 159ZM106 158V157H105ZM17 159V158H16ZM57 159V158H56ZM84 159V158H83ZM47 160V159H46ZM58 160L60 161L59 163L62 164L64 162L63 158L58 155ZM57 160V161H58ZM72 161V159H70ZM87 160V159H86ZM249 160L252 161V166H250ZM18 163V161H16ZM53 162H51V165L48 164V166H46V168L48 167V170L45 171L46 172V176H44L45 178L42 179V181H44V190L47 191L48 188V181L53 184V189H59L60 185L59 181L62 179H59L60 176L56 174L55 168L52 164ZM66 165V161L64 162ZM63 163V164H64ZM88 163V162H87ZM220 163L222 171L220 170V175H219V170L216 169V166H218V164ZM44 164V163H43ZM19 165V164H18ZM24 166V164H22ZM21 165V167H22ZM42 166V165H41ZM44 166V165H43ZM64 166V165H63ZM75 166V165H74ZM86 166V165H85ZM84 166V167H85ZM94 166V167H95ZM20 167V165H19ZM67 166H64V168ZM73 167V166H72ZM40 168V166L38 167V169ZM45 168V167H43ZM63 168V170H64ZM70 168V167H69ZM147 168H149V170L147 171ZM220 168V167H219ZM18 169V167H17ZM34 169V168H33ZM65 169V170H66ZM90 169V168H89ZM7 170V171H5ZM21 172L19 174H25L24 176L28 175V171L27 168L25 170V168H20L18 169ZM64 170V171H65ZM95 170V168H94ZM38 171V170H37ZM36 171V172H37ZM44 171V170H43ZM59 171H61V169H59ZM57 171V172H59ZM89 171V170H87ZM91 171H93L91 169ZM147 171V173H146ZM16 172V171H15ZM33 172V171H32ZM31 172V173H32ZM62 172V171H61ZM77 172V171H76ZM8 174L7 175L5 174ZM60 173V172H59ZM58 173V174H59ZM63 173V172H62ZM75 173V172H74ZM73 173V174H74ZM78 173V172H77ZM150 173L154 174L152 175L153 179L154 177L156 178L154 181H157V178L159 180H162L163 182L165 181L167 183L166 188L168 186L167 189H169L168 191H164L166 194V199L165 197H161L157 194V191L155 192L154 190H151L150 188L146 187V183L148 181V179L151 178ZM68 174V173H65ZM76 174V173H75ZM64 175V174H63ZM13 176V175H12ZM11 176V177H12ZM23 176V177H24ZM65 176V175H64ZM76 176V175H75ZM47 177V178H46ZM63 177V176H62ZM67 180H69L67 178V176H65ZM28 178V177H27ZM26 178V179H27ZM32 179V176H29V179ZM41 178V177H40ZM39 178V180H40ZM71 178L73 179L72 175ZM85 180L88 183V180L86 179V177H84ZM243 179L246 181V183L243 182ZM33 180H38V177L36 179ZM32 180V182H33ZM74 180V179H73ZM151 180V179H150ZM149 180V181H150ZM34 181V182H35ZM109 181V180H108ZM173 181L175 182V185H177V187L173 188V190H171L172 186L171 184L173 183ZM221 181V180H220ZM31 182V180H30ZM70 182V180H69ZM72 182V181H71ZM70 182V183H71ZM159 182V181H157ZM161 182V181H160ZM159 182V183H160ZM164 182V183H165ZM41 183V181H40ZM50 183V185H51ZM62 183V182H60ZM89 183V184H90ZM96 183V182H95ZM81 184V183H80ZM103 184H105L103 182ZM102 184V185H103ZM154 184V183H153ZM158 184V183H157ZM163 184V183H162ZM224 184V183H223ZM160 185V184H159ZM165 185V184H163ZM173 185V184H172ZM230 185V184H229ZM228 185V188H230ZM30 186V185H29ZM42 186V185H41ZM77 186V185H76ZM84 186V185H83ZM96 186V185H95ZM98 186V185H97ZM96 186V187H97ZM100 186V185H99ZM104 186V185H103ZM153 186V185H152ZM230 191L231 193H233L232 190V185H230ZM81 187V186H80ZM85 187V186H84ZM106 187V185H105ZM150 187V186H149ZM164 187V186H162ZM171 187V188H170ZM220 187V186H219ZM218 187V188H219ZM227 187V186H225ZM34 188V187H33ZM42 188V187H40ZM62 188V187H61ZM70 188V185H69ZM66 187L65 185V189H69ZM78 188V187H77ZM82 188V187H81ZM148 188V189H147ZM86 189L89 190V188ZM85 189V191H86ZM95 189V188H94ZM150 189V190H149ZM226 189V188H225ZM55 190V191H57ZM63 190V189H62ZM78 190V189H77ZM102 190V189H101ZM33 191V190H31ZM37 191V190H35ZM69 191V190H68ZM72 191L71 196H73L75 198V194L73 192V189L70 190ZM81 191V190H80ZM95 191V190H94ZM99 191V190H98ZM223 191V192H222ZM44 192V191H43ZM122 192H120V194H122ZM191 192H194L191 194ZM40 193V191H39ZM49 193V192H48ZM57 193V192H56ZM60 193V192H59ZM62 193V192H61ZM76 193V192H75ZM85 193V192H84ZM87 193V191H86ZM85 193V194H86ZM94 193V192H93ZM230 193V192H229ZM84 194V196H85ZM97 194V191H96ZM178 194V198L175 197L174 195ZM206 194V196H205ZM39 195V194H38ZM42 195V194H41ZM44 195V194H43ZM42 195V196H43ZM50 195V194H49ZM82 195V194H81ZM89 195V194H87ZM225 193L221 196L224 197ZM41 196V197H42ZM51 196V195H50ZM66 196V194H65ZM95 196V195H94ZM219 196V195H218ZM46 197V196H45ZM60 197V196H59ZM177 198V199H174ZM200 199L202 201L203 197L202 195L200 196ZM231 197V195H230ZM233 197V196H232ZM24 198V199H23ZM26 198V199H25ZM49 198V197H48ZM73 198V199H74ZM77 198V197H76ZM79 198V197H78ZM82 198V197H81ZM214 198V197H213ZM43 199V198H42ZM62 199V198H61ZM191 199V200H190ZM232 199V198H231ZM63 200V199H62ZM72 200V199H71ZM77 200V199H76ZM80 200V198H79ZM165 200V201H164ZM199 200V201H200ZM222 200V199H221ZM233 200V199H232ZM236 200V199H235ZM190 201V202H188ZM194 202V204H192L191 202ZM205 200H203V204L206 206L207 209H210V204L207 201L204 202ZM211 201V200H210ZM68 202V201H67ZM75 202V201H74ZM73 202V204H74ZM187 202V204H186ZM212 202V201H211ZM231 202V201H230ZM71 203V202H70ZM78 203V202H76ZM80 203V202H79ZM83 203V201H82ZM233 203V201H232ZM214 205V202L212 203ZM217 204V201L216 203ZM60 205V203H59ZM63 205V204H62ZM79 205V204H78ZM219 205V204H218ZM80 206V205H79ZM203 206V205H201ZM217 206V205H214ZM68 207V206H67ZM77 206H75L74 208H76ZM81 207V206H80ZM182 207V208H181ZM222 207V206H221ZM229 207V206H228ZM227 207V208H228ZM237 207V206H236ZM243 207V205H242ZM62 207L60 206V209ZM215 208H219L220 207L217 206ZM59 209V207H58ZM68 209V208H67ZM70 209H71V205H70ZM77 209V208H76ZM79 209V207H78ZM82 209V208H81ZM205 209V208H204ZM64 210V208H63ZM66 210V208H65ZM63 212H66V211ZM223 210V209H222ZM232 210H234L232 208ZM236 210V209H235ZM61 211V210H60ZM187 211V210H186ZM184 213H187V212ZM230 211V210H229ZM238 211V210H237ZM251 211V212H252ZM59 212V211H58ZM85 212V211H84ZM234 214L235 212L232 211ZM240 212V211H238ZM242 212V211H241ZM175 213V214H174ZM220 213V212H219ZM223 213V212H222ZM232 213V214H233ZM243 213V212H242ZM181 214V213H180ZM230 214V213H229ZM237 214V213H236ZM244 214V213H243ZM248 214V213H247ZM64 217V214H61ZM59 215V216H60ZM185 215V214H184ZM223 215V214H222ZM32 216V215H31ZM40 216V215H39ZM225 216V215H224ZM235 216V215H234ZM238 216V214H237ZM242 216V215H241ZM250 216V214H249ZM243 217V216H242ZM31 218V217H30ZM40 217H38L39 219ZM61 218V217H60ZM214 218V217H213ZM236 218V216H235ZM234 218V219H235ZM6 219V218H5ZM63 220V218H61ZM66 219V218H65ZM238 220V218H236ZM68 220V219H67ZM218 220V224L219 226L222 225H226L224 220H221L218 216L217 218ZM216 220V221H217ZM242 220V218L240 219ZM253 220V219H252ZM42 221V220H41ZM215 221V219H214ZM228 221V220H227ZM236 221V220H235ZM15 222V221H14ZM30 222V221H29ZM61 222V221H60ZM125 222V221H124ZM233 222V221H232ZM237 222V221H236ZM239 222V220H238ZM25 223V222H24ZM63 223V222H62ZM68 223V221H67ZM229 223V222H228ZM14 224V225H15ZM123 224V221H122ZM54 225V223H53ZM70 225V224H69ZM102 225V224H101ZM46 226V225H45ZM50 226V225H49ZM64 226V224H63ZM180 226V225H179ZM178 226V227H179ZM43 227V226H42ZM47 227V226H46ZM44 227V228H46ZM227 227V226H226ZM256 227V226H255ZM19 228V227H18ZM62 228V227H61ZM71 228V226H70ZM180 228V227H179ZM179 228L177 229L179 232L185 230V228L183 230H179ZM216 228V227H215ZM218 228V227H217ZM47 229V228H46ZM108 229V228H106ZM214 229V227H213ZM221 233L220 234V238L218 239V245H220V247L222 248L223 254H225L224 256L228 255L227 253L229 252H235L236 253H240L241 257L243 256L244 258H250L247 256V251L250 250L248 245H245L243 240L233 238L235 240L232 241V239L230 238V236L232 235L231 232H227L226 230H224L221 227ZM24 230V229H23ZM33 230V229H32ZM36 231V229H34ZM59 230V229H58ZM176 230V229H175ZM215 230V229H214ZM231 229L229 228V231ZM237 230V229H236ZM240 232V229H238ZM6 231V232H5ZM71 231V230H70ZM49 234V231H47ZM46 232V233H47ZM153 232V231H152ZM170 232V231H169ZM218 232V230H217ZM242 232H244L242 230ZM240 232V233H242ZM238 233V232H237ZM30 234V233H29ZM53 234L55 235V233L53 232ZM58 234V232H57ZM71 234V233H70ZM69 234V235H70ZM151 234V233H150ZM180 234V233H179ZM184 235V233L181 232L180 235ZM215 234V233H214ZM259 234V233H258ZM46 235V234H45ZM177 235V234H176ZM237 235V234H236ZM248 235V234H247ZM235 236V235H234ZM246 236V235H245ZM59 237H61V235H59ZM58 237V238H59ZM67 237V236H66ZM183 237V236H181ZM233 237V236H231ZM244 237V235H241V238ZM42 238V237H41ZM45 238V237H44ZM54 238V236H53ZM63 238V237H62ZM40 239V238H39ZM57 239V238H55ZM61 239V238H60ZM72 239V238H71ZM78 239V237H77ZM249 239V238H248ZM247 239V240H248ZM38 240V239H37ZM36 240V241H37ZM59 240V239H58ZM57 240V242H58ZM65 240V239H64ZM246 240V239H244ZM39 241V240H38ZM41 241V240H40ZM46 241V240H45ZM62 244L63 240H61ZM73 241V239H72ZM75 241V240H74ZM230 241L232 245H230ZM236 241V242H235ZM7 242V243H8ZM78 242V240L76 241ZM234 242V243H233ZM248 242V241H247ZM253 242V241H252ZM59 243V242H58ZM20 244V243H19ZM150 244V242H149ZM183 244V243H182ZM234 245V246H233ZM254 245V244H253ZM144 246V245H142ZM228 246H230L228 248ZM255 246V245H254ZM263 246V245H262ZM148 247V246H147ZM253 247V246H252ZM251 247V249H252ZM258 247V246H257ZM7 248V247H5ZM10 247H8L7 249H9ZM14 248V245H13ZM46 248V247H45ZM234 248V249H233ZM264 251V247H262ZM3 249L0 250V255L2 256V254H4ZM144 249V248H143ZM48 251H50V249H47ZM46 250L47 255L49 254ZM254 250V248H253ZM259 250V249H258ZM11 251V254L14 252H12V248L8 250V252ZM251 251V250H250ZM253 252V251H252ZM261 252V251H260ZM7 253V252H6ZM4 254L5 256H7V254ZM200 253V251L198 252ZM10 254V253H9ZM10 254V255H11ZM253 254V256L256 254ZM263 254V253H262ZM51 255V254H49ZM196 255V254H195ZM194 255V256H195ZM231 255V254H230ZM251 256V255H250ZM8 257V256H7ZM196 257V256H195ZM228 257V256H227ZM242 257V258H243ZM257 257V256H256ZM259 258V256H258ZM261 258V256H260Z\"/></svg>", "mask_w": 264, "mask_h": 264}]
</instances>
